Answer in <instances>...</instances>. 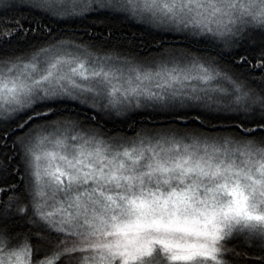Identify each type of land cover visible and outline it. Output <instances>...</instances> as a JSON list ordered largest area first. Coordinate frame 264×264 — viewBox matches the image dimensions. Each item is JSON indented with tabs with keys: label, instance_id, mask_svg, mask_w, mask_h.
I'll use <instances>...</instances> for the list:
<instances>
[{
	"label": "snow or ice",
	"instance_id": "snow-or-ice-1",
	"mask_svg": "<svg viewBox=\"0 0 264 264\" xmlns=\"http://www.w3.org/2000/svg\"><path fill=\"white\" fill-rule=\"evenodd\" d=\"M0 264H264V0H0Z\"/></svg>",
	"mask_w": 264,
	"mask_h": 264
},
{
	"label": "trees",
	"instance_id": "trees-1",
	"mask_svg": "<svg viewBox=\"0 0 264 264\" xmlns=\"http://www.w3.org/2000/svg\"><path fill=\"white\" fill-rule=\"evenodd\" d=\"M108 22H99V21H93V20H86L83 22H78L75 25V28L79 29L82 28V26L89 27V30L92 31L94 35L101 36L106 32ZM69 30H72L73 26L69 24L68 26Z\"/></svg>",
	"mask_w": 264,
	"mask_h": 264
}]
</instances>
